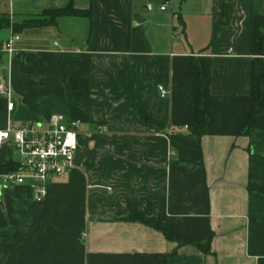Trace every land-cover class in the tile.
<instances>
[{
  "label": "crops",
  "instance_id": "1",
  "mask_svg": "<svg viewBox=\"0 0 264 264\" xmlns=\"http://www.w3.org/2000/svg\"><path fill=\"white\" fill-rule=\"evenodd\" d=\"M70 2L91 16L0 27V130L79 122L42 201L0 183V264H264V0H0V20Z\"/></svg>",
  "mask_w": 264,
  "mask_h": 264
},
{
  "label": "built area",
  "instance_id": "2",
  "mask_svg": "<svg viewBox=\"0 0 264 264\" xmlns=\"http://www.w3.org/2000/svg\"><path fill=\"white\" fill-rule=\"evenodd\" d=\"M163 8V7H162ZM14 34L2 42V50L14 52ZM161 96L168 94L164 85H159ZM0 97L6 99L8 110L15 105L10 78L0 75ZM79 122L69 120L62 114L52 113L47 118L32 121L18 128L0 130V147H10L15 155V168L0 172L2 185H29L33 198L40 202L50 183L74 167Z\"/></svg>",
  "mask_w": 264,
  "mask_h": 264
},
{
  "label": "trees",
  "instance_id": "3",
  "mask_svg": "<svg viewBox=\"0 0 264 264\" xmlns=\"http://www.w3.org/2000/svg\"><path fill=\"white\" fill-rule=\"evenodd\" d=\"M91 11L89 9L87 10H81L76 9L73 7L72 3L70 2L67 6L63 8H57V9H45L42 11L40 15H38L37 18L33 19H25L21 23H13L10 24L9 20L7 18L2 17L0 20V27L3 26H12L13 31H19L23 28L27 27H42L50 24L56 23V18L60 16H86L90 17ZM261 72H262V66L259 59L254 60L252 69H251V94L253 98L256 100L259 98L261 94ZM204 123H201L199 126H197L194 129V132L196 134H201V128L203 127ZM15 168V163L11 159H7L5 162L0 164V170H9ZM127 219H134V220H142L141 217L136 216H129ZM157 228H160L162 231L165 232V235L169 238H173L174 236L167 232L162 227L157 226Z\"/></svg>",
  "mask_w": 264,
  "mask_h": 264
},
{
  "label": "rangeland",
  "instance_id": "4",
  "mask_svg": "<svg viewBox=\"0 0 264 264\" xmlns=\"http://www.w3.org/2000/svg\"><path fill=\"white\" fill-rule=\"evenodd\" d=\"M2 36H4L3 34L2 35H0V37H2ZM7 55H8V53L7 52H1L0 53V63L2 62V61H6V59H7ZM2 74V72H0V75Z\"/></svg>",
  "mask_w": 264,
  "mask_h": 264
},
{
  "label": "water",
  "instance_id": "5",
  "mask_svg": "<svg viewBox=\"0 0 264 264\" xmlns=\"http://www.w3.org/2000/svg\"><path fill=\"white\" fill-rule=\"evenodd\" d=\"M2 70L5 71V67H3ZM0 189H1V184H0Z\"/></svg>",
  "mask_w": 264,
  "mask_h": 264
}]
</instances>
